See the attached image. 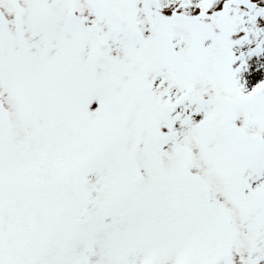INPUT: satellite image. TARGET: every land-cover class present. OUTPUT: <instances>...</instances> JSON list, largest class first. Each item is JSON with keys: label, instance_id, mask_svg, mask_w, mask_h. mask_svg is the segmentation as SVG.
<instances>
[{"label": "snow or ice", "instance_id": "6c2138e0", "mask_svg": "<svg viewBox=\"0 0 264 264\" xmlns=\"http://www.w3.org/2000/svg\"><path fill=\"white\" fill-rule=\"evenodd\" d=\"M0 264H264V0H0Z\"/></svg>", "mask_w": 264, "mask_h": 264}]
</instances>
